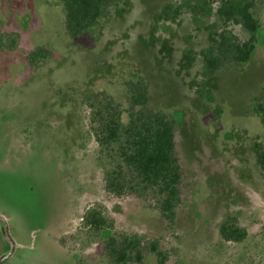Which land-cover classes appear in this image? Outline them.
Masks as SVG:
<instances>
[{"label":"rangeland","instance_id":"374dc122","mask_svg":"<svg viewBox=\"0 0 264 264\" xmlns=\"http://www.w3.org/2000/svg\"><path fill=\"white\" fill-rule=\"evenodd\" d=\"M247 1L113 0L72 38L61 0H0V213L14 243L4 264H111L105 242L121 234L143 242V260L128 264H159L154 246L171 264H264V0H253L262 32L250 60L214 73L204 63L213 31L250 37L227 19ZM40 46L51 55L31 62ZM130 80L177 119L173 220L154 193L106 187L126 160L116 142H97L85 97L103 92L129 108ZM93 208L108 220L100 230L83 220ZM229 216L246 238L222 237ZM3 228L0 260L10 252Z\"/></svg>","mask_w":264,"mask_h":264},{"label":"trees","instance_id":"16d2710c","mask_svg":"<svg viewBox=\"0 0 264 264\" xmlns=\"http://www.w3.org/2000/svg\"><path fill=\"white\" fill-rule=\"evenodd\" d=\"M65 8V27L69 36L79 38L89 28L105 16L113 0H61ZM228 2V1H227ZM253 0L241 6L229 5L227 19L240 24L250 32L248 39L227 31H213L212 45L204 57L205 66L212 72L233 68L247 62L252 57L257 33L262 32L259 20L254 16ZM51 55L43 46L33 49L28 58ZM130 92L129 108H123L113 97L103 92L88 94L86 102L92 109L91 124L93 134L100 145L118 144L117 150L125 163H118V173L110 170L106 174L107 190L116 195L151 192L157 196L156 204L162 215L173 220L176 206L180 200V185L183 178L181 158L177 152L176 123L174 115L149 104V87L141 80L126 82ZM264 112V102L258 103ZM128 113V121L123 117ZM259 161L264 174V148L260 151ZM84 223L97 230L107 225V219L98 209H89L83 216ZM221 235L228 241H241L247 236V229L238 223L235 216H229L221 225ZM142 240L126 234L110 236L105 249L111 264H128L144 258ZM159 264L166 262V255L158 251ZM173 264V263H172Z\"/></svg>","mask_w":264,"mask_h":264},{"label":"water","instance_id":"95a60500","mask_svg":"<svg viewBox=\"0 0 264 264\" xmlns=\"http://www.w3.org/2000/svg\"><path fill=\"white\" fill-rule=\"evenodd\" d=\"M0 221H2L4 223L3 233L6 236L7 240L9 241V244H10V252L7 255H5L4 257H2L0 260V264H4L5 259L8 258L14 251V243H13V240H12L10 232H9V228H8L6 218L4 216L0 215Z\"/></svg>","mask_w":264,"mask_h":264},{"label":"crops","instance_id":"0c3cea01","mask_svg":"<svg viewBox=\"0 0 264 264\" xmlns=\"http://www.w3.org/2000/svg\"><path fill=\"white\" fill-rule=\"evenodd\" d=\"M0 215L4 216L6 218V216L3 213H0Z\"/></svg>","mask_w":264,"mask_h":264}]
</instances>
